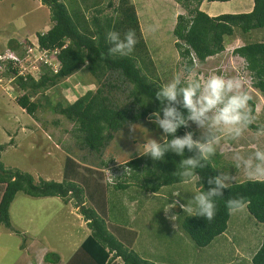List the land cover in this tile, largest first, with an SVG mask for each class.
Returning <instances> with one entry per match:
<instances>
[{
    "label": "rangeland",
    "instance_id": "rangeland-1",
    "mask_svg": "<svg viewBox=\"0 0 264 264\" xmlns=\"http://www.w3.org/2000/svg\"><path fill=\"white\" fill-rule=\"evenodd\" d=\"M76 1L83 4L80 0ZM110 2L118 4L119 0H104L100 6L104 15L112 12L108 7ZM130 3L134 5L138 16L148 55L145 59L149 58L152 62L146 65L148 71L145 70L151 79L162 86L177 75L180 83L185 84L196 78L203 81L213 75L238 80L241 84L239 91L248 94L256 104V114L251 123L264 128V94L253 88V79L244 60L233 54L235 49L246 44L264 42V28L247 35L236 30L234 36L226 37L224 54L210 58L203 66H199L196 59L194 63L198 66L193 72L187 73L185 63L175 49L176 40L173 37L177 16L185 14L182 7L174 0H130ZM249 4L250 0L204 2L201 10L209 16L211 11L218 12V16L243 14L247 12L238 11V7L247 5L248 8ZM93 15L95 9L86 13L88 18ZM52 26L50 10L39 0H0V54L10 52L9 42L17 40L21 48L12 52L19 57L24 56L29 48L39 45L37 36L46 33ZM27 42L31 46L26 45ZM40 75L35 74L34 78L39 80ZM15 78V74L0 71V146H6L0 161L5 170L30 174L36 182H62L65 174L68 178L76 179L78 184L84 186L86 205L108 217L109 230L113 234H116L114 228H126L144 235V242L140 241L138 246L133 247L135 252L142 256L153 253L158 264H168L175 256L180 258L184 240L176 238L180 230L174 231V227H179L181 220L175 221V225L171 226L173 229L169 230L159 223L157 214L154 217L162 202L167 200L166 192L157 198L155 194L152 196L140 192L135 186L126 191L114 189L124 173L128 175L129 168L125 164L133 156L144 154L142 146L148 140L157 143L165 141L166 137L157 125L145 120L141 124L124 127L115 134L99 158L93 152L79 148L75 125L53 110L58 104L68 106L86 92L97 88L96 81L84 69L46 92L33 96L32 101L40 107L35 117L29 116L18 106L17 100L23 91ZM124 90L125 95L119 93L121 100L128 93L125 87ZM207 124L208 120H204L202 126L191 120L188 122V131L194 133V142L204 143L203 139L212 135L218 137L217 144L225 146V150L231 151V154L236 153L239 147H252L247 156L250 151L264 149V129L255 131L244 128L240 137L233 138V134L227 135L221 129H206L209 126ZM100 161H104L107 167L100 166ZM213 164L216 167V163ZM73 167L77 171L75 175L70 172ZM227 171L230 173L232 169L227 168ZM227 171L225 174H228ZM236 176L237 181L226 184L232 186L246 181L264 180V177L250 178L242 168ZM187 191H183L181 198L192 201L195 193L189 200ZM73 201L65 204L61 198H32L19 193L10 207L11 230L0 225V264H25L23 258L20 260L22 255H27L23 246L30 248L28 255L33 257L28 264H39L40 260H32L46 253H55L61 258L60 264H68L90 234ZM225 235L226 238L218 237L204 249L197 248L186 236L187 245L192 247L188 254L191 255V263L186 257L183 263L252 264L250 258L260 248L264 237V224L258 223L245 207L242 212L231 215Z\"/></svg>",
    "mask_w": 264,
    "mask_h": 264
},
{
    "label": "trees",
    "instance_id": "trees-1",
    "mask_svg": "<svg viewBox=\"0 0 264 264\" xmlns=\"http://www.w3.org/2000/svg\"><path fill=\"white\" fill-rule=\"evenodd\" d=\"M39 1L50 10L53 26L46 33L37 36L38 44L42 49L60 50L61 69L56 75H52L49 69H44L39 80L31 76L24 79L13 71L16 75L15 81L23 91L17 104L29 116L35 117L40 108L37 102L32 101L33 96L46 92L82 69L96 81L97 88L86 92L74 103L68 106L58 104L53 110L75 125L79 148L93 152L99 158L111 144L115 134L128 125L150 120L153 112L165 107H175L182 118L188 116L180 98L175 104L157 99V93L163 86L145 73V70L148 71L146 65L152 62L149 58L145 59V56L148 57L146 46L136 9L130 0H119L118 4L108 3V7L112 9L109 15L102 13L100 6L104 0H80L83 6L76 0ZM174 1L185 11V14L177 16L173 37L176 40L175 49L184 61L187 73L196 69L192 55L196 57L199 66H203L210 58L224 54L226 37L234 36L236 30L247 35L264 28V0H253V10L249 13L216 17H211L201 10L203 3H228L233 0ZM91 9H95V15L88 18L86 13ZM129 30L135 32L137 40L133 52L123 57L110 55L108 33L117 31L123 37ZM26 45L31 46L28 42ZM20 48L17 40L9 42L11 51H18ZM233 54L244 60L253 79V88L264 94V42L246 44L235 49ZM188 84L180 83L178 87H186ZM124 87L128 93L125 99L121 100L119 93L125 95ZM247 112L252 120L256 114V104L251 100ZM160 118L163 119L162 111ZM248 128L255 131L264 129L252 123ZM187 134L191 133L186 125L178 129L176 137L183 138ZM212 138L213 136H208L203 141ZM171 139L172 137H166L163 143ZM5 148L4 145L0 146V156ZM193 157L199 158V151L193 149L189 152L187 148L183 157L170 150L162 162L153 161L144 154L135 155L125 164L129 168L128 175L124 173L120 182L117 181L114 185V189L126 191L135 186L147 194H158L163 188L182 184L179 175L181 160ZM200 163L201 167L196 169V175L200 178L197 186L207 192L215 187V184L210 182L215 177H220L221 173L211 159L201 160ZM100 166L107 167V164L100 161ZM70 172L77 174L74 167ZM75 180L65 174L62 182H36L30 174L5 170L0 161V185L4 186L0 200V225L11 230L10 207L19 193L32 198H61L65 204L74 200L73 205L85 220L90 235L68 264H78L77 261H81L83 255L89 260L79 264H116L118 260L121 261L120 264H155L143 259L109 230L108 217L86 205L84 186ZM229 199L244 200L249 214L258 223L264 224V181L255 180L232 185L223 190V196L216 201V213L212 220L198 217L194 212L181 219L179 230L197 248L209 247L228 230L231 214L226 203ZM45 261L59 264L60 256L48 253ZM252 264H264V238L252 258Z\"/></svg>",
    "mask_w": 264,
    "mask_h": 264
},
{
    "label": "clouds",
    "instance_id": "clouds-1",
    "mask_svg": "<svg viewBox=\"0 0 264 264\" xmlns=\"http://www.w3.org/2000/svg\"><path fill=\"white\" fill-rule=\"evenodd\" d=\"M107 41L111 45L109 54L121 57L130 55L137 43L135 32L132 30L125 33L123 37L119 32L111 31L107 35ZM179 84V76H174L157 93V99L175 104L180 98V103L187 110L188 116L182 118L175 107H165L153 112L150 117L151 122L162 130L165 137H172V139L163 144L148 140L142 147L144 156L159 162L163 161L165 154L170 150L181 157L184 156L186 148L189 152L193 149L198 150L199 158L182 159L179 166L182 183L196 186L200 179L196 175V169L201 167V160L207 161L209 157L215 155V145L219 142V138L213 137L204 143L194 142L191 134L183 138L176 137L178 129L186 126L188 120L201 126L204 120H208L211 128L221 129L228 134H233V138H238L242 134V129L248 128L251 124L247 112L251 97L239 91L241 84L238 80L226 79L221 75H213L203 81L193 80L186 87H178ZM161 111L163 119L160 118ZM233 159L236 167L242 168L250 178L264 177V149H257L247 157L234 153ZM227 179L228 176H225L224 180ZM224 180L215 177L210 182L214 183L215 187L207 192L199 188L201 190L195 194L194 199L187 206L180 205L183 212L185 214L195 212L198 217L212 220L216 213V201L223 196V190L229 187ZM245 205L246 202L242 199H229L226 203L230 214L242 212ZM176 206L175 202L170 204L168 211Z\"/></svg>",
    "mask_w": 264,
    "mask_h": 264
},
{
    "label": "crops",
    "instance_id": "crops-1",
    "mask_svg": "<svg viewBox=\"0 0 264 264\" xmlns=\"http://www.w3.org/2000/svg\"><path fill=\"white\" fill-rule=\"evenodd\" d=\"M245 2V1H243ZM241 4V3H240ZM202 8V7H201ZM253 10V0H250V4L248 5V8H247V5L244 6V7H238V11H242V12H251ZM218 12L216 11H211L210 13V16H213V17H216V15L218 16L219 14H217ZM209 124H207L208 126ZM200 126V125H198ZM210 126H208L206 129H209ZM192 134L194 135V133L192 132ZM191 134V135H192ZM228 135V133H226ZM209 136H212V135H209ZM215 147L217 148L216 149V153L215 155L209 157V159H211L214 163H216V167L218 168V170L220 171V178L222 180H224V177L225 176H228V179L227 180H224L225 183H232L234 180L237 179V174L239 173L240 171V168L236 167V163L234 161L233 158V154H231V151H226V147L225 146H221L219 144L215 145ZM250 148L252 147H239V150H243V151H239V150H236V153H239L245 157H247V153L249 152ZM233 149L235 150V147H233ZM226 152H229V153H226ZM253 153L252 151H250L249 155ZM227 168L228 169H232V171L230 173H228L227 171ZM76 171V170H75ZM227 171L228 174H225V172ZM77 172V171H76ZM237 181V180H236ZM264 181V180H262ZM133 188V187H132ZM185 189H187L188 191L186 192V195L188 197V199L190 200V197L192 196V193H195L197 194L200 189L198 188V186H192V185H185V184H180V185H177V186H173V187H168V188H163L158 194H155L154 197H159L160 195H162L163 192H166L167 194V200L165 199L162 204H161V208H158L157 212H155V218H156V214L158 215V219H159V223H161L162 225H165L167 227V229L169 228L170 229H173L171 226L172 225H175L174 222L175 221H179L183 218V216H185V213L183 212L182 208L180 207V205H184V206H187L188 203H190L191 201H188L186 199H182L181 197H183V191H185ZM138 190V189H137ZM3 191H4V186L3 185H0V200H1V197H2V194H3ZM140 192L146 194L145 192L139 190ZM178 193V195H177ZM148 195V194H147ZM149 195H152L153 194H149ZM176 203V207L175 208H172L168 211V208L170 206V204L172 203ZM140 208H141V205H140ZM168 211V212H167ZM100 214V213H99ZM194 214V212L192 213ZM192 214H187V215H192ZM243 214V213H242ZM102 215V214H101ZM232 215V214H231ZM172 222V224L170 223ZM176 223H179V222H176ZM110 224V223H109ZM110 227V225H108ZM178 226V225H177ZM175 225L174 227V231H178L179 230V227H177ZM180 226V224H179ZM256 226V225H255ZM114 231L116 232V234H114L120 241L124 242V244H126L128 247H130L131 249H133V247L135 246H138L139 242L140 241H143V236L141 232H134V231H129L128 229L126 228H123L122 230H119V228H114ZM226 233H224L222 236L220 237H225L226 238ZM90 235V234H89ZM87 235V237L89 236ZM86 237V238H87ZM176 238H179L181 240V238L184 240V242L181 243V245H184L183 247V251H181V255L180 258L175 256V258L171 259L169 261L168 264H184L183 263V260L184 258L186 257L187 261L190 262V259H191V255H188L190 253V250L192 251V247H190L189 245H187L186 243V235L183 234L181 231L179 232V234H177ZM264 238V237H263ZM263 241V240H262ZM144 242V241H143ZM83 243V242H82ZM262 244V242L260 243ZM189 247L190 249L188 250ZM25 251H26V254L27 255H22L20 257V260L23 258V261L25 264H28L29 260L32 259L33 257H31L30 255H28V253L30 252V248L29 247H24L23 248ZM188 250V252H187ZM258 250H256L257 252ZM255 252V253H256ZM137 253V252H136ZM255 253L251 256L250 258V261L252 260L253 256L255 255ZM48 253L46 254H40L37 258L35 257L32 261H36V260H40L39 264H49L45 261V257ZM76 254V253H75ZM74 254V255H75ZM188 256H187V255ZM74 255L71 257V259L74 257ZM140 255V254H139ZM239 255V254H238ZM82 256V255H81ZM143 259L145 260H148L150 262H153L155 264H158V262H156L154 260V258H156L155 256H153V253H149L147 254L146 256H142L140 255ZM82 260L81 261H77L78 264L80 262H87L89 259L87 256L83 255L82 257ZM70 259V260H71ZM69 260V261H70ZM186 261V262H187ZM189 262H187V264H190ZM61 263V258H60V262L59 264ZM121 261L118 260L116 261V264H120ZM34 264H36L34 262ZM51 264V263H50ZM89 264V263H88ZM92 264V263H90Z\"/></svg>",
    "mask_w": 264,
    "mask_h": 264
},
{
    "label": "built area",
    "instance_id": "built-area-1",
    "mask_svg": "<svg viewBox=\"0 0 264 264\" xmlns=\"http://www.w3.org/2000/svg\"><path fill=\"white\" fill-rule=\"evenodd\" d=\"M59 54L58 48L42 49L39 45L29 48L25 55L20 57L10 51L0 54V71L9 72L12 75H14L13 71H16L18 76L24 79L31 76L35 80V74H42L44 69H49L52 73L57 74L61 69ZM192 58L196 63V57L192 55Z\"/></svg>",
    "mask_w": 264,
    "mask_h": 264
}]
</instances>
